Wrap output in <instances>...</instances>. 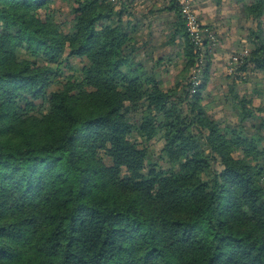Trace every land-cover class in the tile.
Masks as SVG:
<instances>
[{"label":"trees","instance_id":"16d2710c","mask_svg":"<svg viewBox=\"0 0 264 264\" xmlns=\"http://www.w3.org/2000/svg\"><path fill=\"white\" fill-rule=\"evenodd\" d=\"M61 1L66 32L49 0H0V264H264V106L235 89L247 73L264 86V0L239 9L249 50L224 96L236 126L203 103L207 51L174 0L156 9L184 59L167 89L161 59L136 60L123 0Z\"/></svg>","mask_w":264,"mask_h":264},{"label":"rangeland","instance_id":"374dc122","mask_svg":"<svg viewBox=\"0 0 264 264\" xmlns=\"http://www.w3.org/2000/svg\"><path fill=\"white\" fill-rule=\"evenodd\" d=\"M48 8L53 12L55 20L63 32L67 31V26L70 17L67 13L65 3L61 0H49ZM111 1V0H110ZM125 6L128 7L129 12H134L141 17V24L137 31V37L134 36V46L137 48L136 60L143 63L146 69H150L154 66V61L161 59L159 66L153 68V72L158 76V81L163 89L171 88L175 85L179 79L180 71L182 69L184 59L181 55V42L175 40L172 45L168 44V25L174 20L173 15L168 12L158 13L156 9L163 8L167 0H137L130 3L131 0H123ZM208 3L206 4V2ZM192 0V8L199 23V11L200 9L206 10L207 14L212 15L213 19L210 24H207L208 29L201 30V38H207V46H205L201 53L200 58L203 59L204 50L208 55V81L203 91V94L208 96L204 98L203 103H207L208 113L213 118L222 124L239 125L236 117H233L229 110V105L224 103V96L227 94V80L228 69L233 71L231 67L233 59L235 62L244 56L249 50L248 44L244 41L246 35L247 23L242 20L239 13L241 5L250 2V0ZM115 7L119 8V1L112 0ZM205 3L206 6L203 4ZM200 8V9H199ZM43 10H38L37 15L42 16ZM127 20V17L124 18ZM156 28V29H155ZM213 31H212V30ZM152 30V31H151ZM211 30V31H210ZM211 33V38L207 37V33ZM203 62V61H202ZM37 66H43L45 63L41 59L36 60ZM70 67L62 66L59 71V75L56 80H60L64 77L72 76L73 69L79 66L78 60H72L69 64ZM73 67V69H71ZM199 69H190L187 71L188 76H196L200 73H196ZM236 74V73H235ZM231 78V77H230ZM245 82L239 83L235 87L238 96H242L248 99L251 103V107L264 106V86L260 82V76L258 73H247L245 76ZM184 83V82H183ZM50 87L49 89H53ZM226 98V96H225ZM257 125V122L253 121ZM249 122L242 123L245 130L250 133L251 128L247 126ZM262 141L261 146L264 147V129L261 132ZM139 141L138 139H135ZM148 156L146 161L149 165L160 164L158 157V149L160 143L151 141L148 146Z\"/></svg>","mask_w":264,"mask_h":264},{"label":"built area","instance_id":"2783aa9c","mask_svg":"<svg viewBox=\"0 0 264 264\" xmlns=\"http://www.w3.org/2000/svg\"><path fill=\"white\" fill-rule=\"evenodd\" d=\"M112 1V0H111ZM179 11L180 14L183 18L184 21V27L185 30L190 38V40L192 41L193 45L195 46L196 51H199V58H200V53L202 51V49L204 48V41H205V46H207V38L202 39L201 38V30H204L201 26H199L198 21L196 20L193 8H192V0H174ZM211 33H207V37L211 38ZM208 47V46H207ZM235 60L237 59H233V63L232 65H236L237 62H235ZM199 62H201V59H199ZM231 65V67H232ZM230 69V68H229ZM228 69V72H230L227 75H232V71H230ZM196 73H198V71L196 70ZM239 75V74H237ZM195 76L192 77V86L196 85V81H194ZM191 93H193V91H191Z\"/></svg>","mask_w":264,"mask_h":264},{"label":"crops","instance_id":"0c3cea01","mask_svg":"<svg viewBox=\"0 0 264 264\" xmlns=\"http://www.w3.org/2000/svg\"><path fill=\"white\" fill-rule=\"evenodd\" d=\"M135 1H137V0H133V2H135ZM208 3V1L206 2V4ZM204 6H206L205 5V3L203 4ZM200 9V8H199ZM131 15L132 16H129V17H127V21H128V25H132V26H134L135 27V30H134V36H136L137 37V33L139 32V30L137 31V29H138V27H139V25L141 24V17L140 16H138L135 12H134V9H133V11L131 12ZM199 20H200V23H201V27L202 28H206V29H208L209 27L207 26V24H210L211 22H212V20H214L213 19V16L212 15H209V14H207V12H206V10L204 11L203 9H200V11H199ZM156 29V28H155ZM212 30V29H211ZM210 30V31H211ZM152 31V30H151ZM213 31V30H212Z\"/></svg>","mask_w":264,"mask_h":264}]
</instances>
